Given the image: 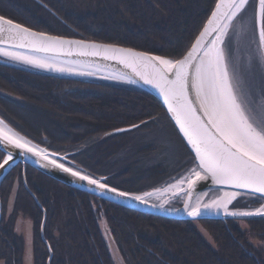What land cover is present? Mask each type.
I'll use <instances>...</instances> for the list:
<instances>
[{
	"label": "trees",
	"instance_id": "16d2710c",
	"mask_svg": "<svg viewBox=\"0 0 264 264\" xmlns=\"http://www.w3.org/2000/svg\"><path fill=\"white\" fill-rule=\"evenodd\" d=\"M215 1L0 0V14L38 31L120 44L176 59L190 49ZM21 65L0 62V89L22 99L8 100L11 105L6 110L1 104V110L12 114L11 122L33 142L72 153L70 167L96 177L108 176L106 182L111 186L137 194L165 190L192 169L194 157L153 94L110 77L49 74L43 68ZM36 110L43 112L42 117L35 116ZM162 118L180 140V165L188 164L187 168L168 177L171 168L162 163L140 164L144 160L140 156L153 150L141 145L132 148L139 155L126 168V161L113 153H121L126 144L129 147L128 138L127 142L118 140L110 131L138 124L150 127ZM4 156L0 151V160ZM25 175L47 211L44 229L54 251L52 264H118L112 246L125 264H264L262 215L240 219L248 221L244 229L235 219H166L79 191L30 165ZM6 176L1 198L5 206L12 203L14 211L6 219L4 210L0 260L23 264L25 241L14 230V217L24 214L33 220V262L47 264L49 250L40 229L43 210L24 185L23 165L14 166ZM248 197L253 202L247 209L260 205L259 198ZM199 227L210 234L218 249Z\"/></svg>",
	"mask_w": 264,
	"mask_h": 264
},
{
	"label": "snow or ice",
	"instance_id": "6c2138e0",
	"mask_svg": "<svg viewBox=\"0 0 264 264\" xmlns=\"http://www.w3.org/2000/svg\"><path fill=\"white\" fill-rule=\"evenodd\" d=\"M249 3L250 0H217L206 26L191 48L179 59L95 41L51 36L33 31L3 16H0V45L12 42L14 47L30 49L32 54L0 47V55L59 72L76 71V65L80 63L61 61L58 58L60 55L77 54L118 60L146 84L160 91L167 112L195 151L197 167L200 169L191 171L195 180L190 177L182 178L176 184L169 185L165 191L180 190L187 181L188 191L185 195H188L196 181L210 177L217 185L247 190L251 195L264 199V95L260 101H256L252 99L251 93L238 94L236 66L230 51V42L233 36L238 35L234 31L233 22L242 16ZM247 38L249 47L255 45L249 62L258 60L264 63V0H257ZM80 66L89 67L82 63ZM84 74L95 73L89 71ZM0 142L5 146L32 153L46 161L48 166L59 168L81 181H86L102 193L111 192L147 204L149 197L161 191L154 189L153 192L136 195L110 187L106 178H93L91 174L74 170L73 167H67L51 158L57 154L33 145L3 119H0ZM5 151L7 155L2 158L0 169H5L14 159L8 147H5ZM237 194L235 191L225 192L221 198L208 203H201L198 199L194 205L191 203V195H188L184 207L188 210V215L194 218L208 213H219L221 210L233 217L264 216V204L252 211L229 210V205L236 199ZM165 203L167 201L159 207H164Z\"/></svg>",
	"mask_w": 264,
	"mask_h": 264
},
{
	"label": "water",
	"instance_id": "95a60500",
	"mask_svg": "<svg viewBox=\"0 0 264 264\" xmlns=\"http://www.w3.org/2000/svg\"><path fill=\"white\" fill-rule=\"evenodd\" d=\"M216 2H217V0L215 1V3ZM214 7H215V5H214ZM214 7H213L212 10H214ZM0 16H3V15L0 14ZM210 16H211V12L209 14V17L204 22L203 28L206 26L207 20L210 18ZM3 17H5V16H3ZM5 18L11 19L9 17H5ZM14 22L22 24L23 26L27 27L23 23L16 22V21H14ZM28 28H30L31 30L36 31V32L46 33L44 31H38V30H36V29H34L32 27H28ZM203 28L201 29V31L203 30ZM199 33L197 34L196 38L199 36ZM47 34L51 35V36H61V35L54 34V33H51V34L47 33ZM61 37H64V38H67V39H74V40L94 41V40H90V39H86V38H84V39L78 38V37H75V36L69 37V36H66V35H62ZM4 38L7 39V36H5ZM195 39H194L193 43L195 42ZM95 42L116 45V46L123 47V48L134 49L132 47H129V46L126 47V46H123V45H120V44H113V43H108V42L105 43V42L97 41V40H95ZM0 47L9 48L12 51H20V52H26V53L32 54L30 49L14 47L12 42H9V43L4 44V45H0ZM189 48H191V46ZM134 50L138 51V52H147V51L140 50V49L139 50L134 49ZM147 53H150V54L156 55V56H163V55H159V54H156V53H153V52H147ZM4 57L5 56L0 55V62L5 63L7 65H13V66H16V67H19V68L22 66L21 63H23V62L13 60V59H11L9 57H5V58ZM164 57H166V56H164ZM6 58H8L9 60H7ZM58 58L61 61L80 62V63H78L76 65L77 70L75 71V73H77V74H81V73L84 74V73H87V72L91 71V72L95 73L94 75H99V76H103V77H106V78L107 77L113 78V77L123 76L125 78L124 79H119V80L127 82V83H132V84L138 86L139 88L140 87L143 88L148 93L153 94L159 100V102L163 105V107L166 110V105L164 103L163 96L160 93V91L157 88H155L154 86L146 84L130 68L125 67L118 60H106V59H103L102 57L80 56V55H77V54L60 55ZM177 59H179V58H177ZM81 63L82 64H87V65H89V67H81L80 66ZM24 64H26V63H24ZM26 65L30 66V67L32 66V67H35V68H39V67L33 66L31 64H26ZM97 65H99V68H97ZM43 69H45V68H43ZM45 70H48L49 74L62 73V72L55 71V70H49V69H45ZM63 73L71 74L70 72H67V71H65ZM113 79L118 80L117 78H113ZM2 94H4V93H2ZM8 94L10 96L7 95V94H5V95H7L9 98L10 97H13V98L17 97L15 95H13L11 92L8 93ZM166 112H167V110H166ZM167 114H169V117H170L173 125L176 126L177 131L179 132V135L184 140L185 145L189 147L190 152L192 153L193 157L195 158V151L191 148V145L188 144L187 139L184 138L183 134L179 131V128L175 124V121L171 118L170 113L167 112ZM0 119H3V118L0 116ZM4 121L6 122V124L9 127H11L12 129L14 128L13 126H10L11 124L9 125L6 120H4ZM132 126L133 125H131L129 127H121V129H124L126 131H132V129L136 128V127H132ZM121 132H125V131H117V129H116V130H113L110 133L111 134H119ZM26 139L28 141H31V143L33 145L38 146V148L47 149L49 153L57 154V155H55V156H53L51 158L57 159L59 163H64L65 164V163L70 162L69 156L72 153H70V152L63 153V152L54 151L52 149H49L47 146L44 147V146L40 145L39 143H37L35 141L33 142L29 138H26ZM5 147H8L9 150L12 151L14 159H13V161H11L9 163L8 166H6L5 169H0V186L3 183V180L6 177V175L10 172V170L12 168H14V166H17L18 164L23 165V169H24L23 175H25L26 167H27V165H30L34 169L36 168L41 173L50 176L51 178L55 179L56 181H60L61 183L65 184L67 186H71V187H73V188H75V189H77L79 191L81 190V191H83V192H85L87 194H93V195L99 197L100 199H104L105 201H108L110 203H115V204H118V205L123 206V207L125 206V207H127V208H129L131 210H134V211L136 210V211H139V212H142V213H149V214H152L154 216L158 215V216L166 218V219L170 218V219H174V220H189L190 221V220H201V219H212V218L221 219V220L227 219V218H232V219L233 218H244V217H233L231 215H226L222 210L219 213H208V214L202 215L201 217L194 218V217L188 215V210L185 209L184 205L188 201V195H191V197H192L191 203L194 205L197 202L198 199H199V201H201L202 196L204 194L210 192L211 190H221L222 189V190L228 191V192H234L235 191V192L240 193V194L245 193V194L251 195L247 190H239V189H235V188H233L231 186H227V185H217L209 177V178H207L205 180L196 181L195 186L193 187V189L188 193V195L184 196V199H183L184 202H183V204L181 206H178V207H166L164 205V207H159V205L161 203H156V202H153V201L149 200L150 197L148 198V203L145 204V203H142L140 201H137V200H134V199H131V198L118 196V195H116L114 193H111V192L102 193L94 185H90L86 181H81L77 177H74V176L70 175L69 173L62 171L59 168L48 166L47 162L41 160L40 157L35 156L32 153L25 152L22 149H16V148H12L11 146H5L3 144V142H0V150L3 151L7 155V152L5 151ZM195 164H196V167H197L198 161L196 160V158H195ZM66 166L70 167L69 165H66ZM196 171H200V169L197 167ZM202 175H203V173H202ZM101 177L106 178V180L108 178V176H105V175H101V176H97V177L93 176V178H101ZM190 178L195 180V176H191ZM25 186H27L26 182H25ZM109 186L110 187H115L113 185L112 186L109 185ZM27 188L29 189V186H27ZM119 190L120 191L129 192V191H126V190H121V189H119ZM153 190L154 189H150V190H147L145 192H153ZM182 190H185L184 192L188 191L187 183H186L185 187H182ZM0 191H1V187H0ZM130 193H132V192H130ZM133 194L140 195V194H143V193H140V194L133 193ZM158 194H161V192L160 191L156 192L152 196H156ZM32 196L35 198V200L38 203L39 207H41L42 210H43V217H42L43 220H42L41 227H40V229H41V238H42V240H44V242H45V244L47 246V250H49V256L47 258V264H52L51 260H52L53 255H54V251L52 250L51 244L49 243V241L45 238V229H44L46 221H47V218H46L47 217V211L42 206V204L40 203L38 197H36L33 193H32ZM176 209H178L179 211H176ZM2 212H3V209H2V198H1V194H0V224L2 222V220H1L2 219ZM255 216H261V215H255ZM255 216H250V217H255ZM112 247H113L114 256H115V258L117 260V263L118 264H125L123 259L119 255L118 249L116 247H114V246H112Z\"/></svg>",
	"mask_w": 264,
	"mask_h": 264
},
{
	"label": "rangeland",
	"instance_id": "374dc122",
	"mask_svg": "<svg viewBox=\"0 0 264 264\" xmlns=\"http://www.w3.org/2000/svg\"><path fill=\"white\" fill-rule=\"evenodd\" d=\"M257 7V0H250V3L246 9V11L242 14L241 17H238L236 20H234V31L238 35L233 36L231 42H230V51L233 56V62L236 66V83H237V92L238 94L244 95L247 93L252 94V99L256 101H260L261 96L264 95V63L259 62L258 60H252V62H249V58L252 57L255 51V45H251L249 47V41L247 38V32L250 31V20L251 17L253 16L255 9ZM231 35V33H230ZM177 59V58H176ZM71 74H77L75 71L70 72ZM79 75H82L79 74ZM7 90L0 89V95L2 97H5L7 100H12V101H22V99H19L18 97L13 98V97H8L9 95ZM4 93V94H2ZM7 94V95H5ZM10 96V95H9ZM1 108V106H0ZM0 111H2L0 109ZM35 116L38 118L42 117L43 112H40L39 110H36ZM4 120L5 115L3 114L1 116ZM9 120V118H8ZM7 121V120H6ZM44 121V119H42ZM165 118L158 119L157 121L155 120L154 124L151 125L150 127H144L143 124H138L139 126L132 129V131H125L121 132L119 134H116L118 137V140H125L127 142L128 138V143L129 147H126L125 145L124 148L122 149L121 153H113V155H117V159H124L126 161L125 166L126 168L132 167V162L135 161L133 158L137 159V155L139 153H134L132 150L133 147L135 146H150L147 148H153L151 153L149 154H143L142 157L143 162L140 164H144L145 162L149 163H162L165 166L168 167V169L171 170L168 177L173 175L174 173L180 172L183 169L187 168V165H180V156H181V149H180V140L174 136V131H172V127L167 125L169 123L166 121ZM10 126H13L14 130L16 133H18L20 136L25 137V138H30L28 137L27 133L21 132L16 125H14L12 122L7 121ZM153 123V122H152ZM112 132V131H110ZM127 134V135H123ZM179 134V132H178ZM113 135V134H112ZM180 136V135H179ZM182 138V137H181ZM183 140V139H182ZM184 142V140H183ZM124 144V141H123ZM185 144V142H184ZM186 146V145H185ZM188 147V146H187ZM189 149V147H188ZM133 154V155H132ZM131 155L129 158L128 156ZM184 154H182L183 156ZM70 158V157H69ZM70 163V162H68ZM68 163H65L68 165ZM135 164V163H134ZM192 169H188L187 173H191L193 169L197 170L196 164L192 165ZM178 167V168H177ZM122 169V168H121ZM175 169V171H172ZM179 169V170H176ZM174 177V176H172ZM108 180V178H107ZM106 180V181H107ZM169 187H167L168 189ZM155 189V188H154ZM185 190H163L160 191L161 194H158L156 196H152L149 198V200L156 202V203H163L164 201H167L164 205L166 207H178L183 204V199L185 196ZM240 193L237 194L236 199H240L238 197ZM220 196V193H218L216 190H211L210 192L204 194L201 198V203H208L212 200L218 199ZM242 197V195H240ZM248 197V196H246ZM238 200H236L237 202ZM235 202V203H236ZM234 203V202H233ZM9 205V203L4 204L3 209L7 211L6 213V219H9L11 217L12 211L14 208H12V211H9V209L6 207ZM234 205L231 206V209L233 208ZM237 206V205H236ZM260 206H255V209ZM235 208V207H234ZM233 208V209H234ZM232 209V210H233ZM238 211H252L254 209H247L246 207L244 209H234ZM15 222H14V230L19 234V237L22 238L25 242H23V258L22 262L23 264H34L33 262V257H34V251H33V236H34V227H33V220L29 217V215H24V214H18L14 217ZM242 218H235L237 222L240 223V227L244 229L245 227L248 226V221L247 220H240ZM200 232H203L204 237L206 240H208L215 248L218 249L217 243H215L214 239L210 236L208 232H206L202 227L199 228ZM105 235V233H104ZM248 240H252V237L249 236ZM258 240V239H257ZM0 264H6L4 260H0Z\"/></svg>",
	"mask_w": 264,
	"mask_h": 264
},
{
	"label": "flooded vegetation",
	"instance_id": "af4514ba",
	"mask_svg": "<svg viewBox=\"0 0 264 264\" xmlns=\"http://www.w3.org/2000/svg\"><path fill=\"white\" fill-rule=\"evenodd\" d=\"M4 105V106H6L5 107V109L7 110V108L11 105L10 103H9V101L4 97V98H2L1 96H0V105ZM1 109V108H0ZM7 112V111H6ZM5 111H0V116H2L3 114L5 115V119L7 120V121H9L10 120V122H11V119L12 118H10V116L12 115V114H10V116L6 113ZM10 113H13L12 111L10 112ZM8 118H9V120H8ZM12 121H14L13 119H12ZM5 157V156H4ZM2 162V160H0V163ZM27 170V169H26ZM23 172H24V169H23ZM25 174H26V171H25ZM25 176V175H24ZM31 190V189H30ZM30 190H29V192H30ZM32 192V191H31ZM31 192H30V194H31ZM225 192H228V191H224V190H221V192H220V196H219V198H221V197H223L224 196V193ZM33 193V192H32ZM230 193V192H229ZM34 194V193H33ZM32 195V194H31ZM248 194H245V193H243V195H242V197L240 196V199H235V200H233V202L229 205V210H232L234 207L235 208H244V207H246V206H249L250 204H252V202H253V200H251V198H249V197H246ZM250 199V200H249ZM2 200H3V198H2ZM236 200H238L237 202H236ZM236 202V203H235ZM3 203V207H4V202H2ZM235 204V206H233V208L231 209V206L232 205H234ZM237 205V206H236ZM3 207H2V209H3ZM9 209V211H12V208H13V206H12V203H10L7 207H6V209ZM234 208V209H235ZM14 211V210H13ZM13 211H12V213H13ZM12 213H10V214H12ZM3 215H4V209H3V214H2V218H3ZM228 221V220H227ZM255 248H257V247H259V246H257V244L254 246Z\"/></svg>",
	"mask_w": 264,
	"mask_h": 264
},
{
	"label": "bare ground",
	"instance_id": "6f19581e",
	"mask_svg": "<svg viewBox=\"0 0 264 264\" xmlns=\"http://www.w3.org/2000/svg\"><path fill=\"white\" fill-rule=\"evenodd\" d=\"M165 109V108H164ZM165 112H166V110H165ZM166 114H167V112H166ZM168 115V117H169V114H167ZM169 119H170V117H169ZM171 120V119H170ZM172 122V121H171ZM175 126V125H174ZM176 127V126H175ZM177 129V128H176Z\"/></svg>",
	"mask_w": 264,
	"mask_h": 264
}]
</instances>
